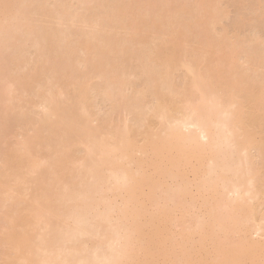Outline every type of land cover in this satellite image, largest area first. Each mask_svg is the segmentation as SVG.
I'll return each instance as SVG.
<instances>
[{"label":"bare ground","instance_id":"bare-ground-1","mask_svg":"<svg viewBox=\"0 0 264 264\" xmlns=\"http://www.w3.org/2000/svg\"><path fill=\"white\" fill-rule=\"evenodd\" d=\"M243 1L0 0V264H264Z\"/></svg>","mask_w":264,"mask_h":264},{"label":"rangeland","instance_id":"rangeland-1","mask_svg":"<svg viewBox=\"0 0 264 264\" xmlns=\"http://www.w3.org/2000/svg\"><path fill=\"white\" fill-rule=\"evenodd\" d=\"M241 3H244V1L243 0H222V7H226V9L228 11V16L220 22V24L216 27L215 32L216 31L221 32V31H223V29H225L228 32V35H230V36L234 35V33H236V31H239L245 37L252 35L251 32H254L253 31V25H250L249 23L241 26L240 29L237 28L236 23H238L241 18H244L245 20H248L247 22H249L250 17H251L250 16L251 12H250L249 8H246L245 6H241V7L238 6V4H241ZM258 23L260 26H258L256 24L257 26L255 28L258 29V27L259 28L261 27L260 28V35L264 36V18L261 20V22H258ZM255 28H254V30H255ZM258 32H259V30H258ZM140 83H142V81L139 82V84ZM139 84L137 83L138 86H139ZM98 98L96 100L97 106L100 107L98 110L99 111L102 110V111H100L101 114L104 113V115H105L106 114L105 112L109 110V108H107V107H109V105L105 104L104 100L102 99L103 97H98ZM104 109H106V110H104ZM17 139H18L17 137H12L9 140V146L14 145L17 142Z\"/></svg>","mask_w":264,"mask_h":264}]
</instances>
